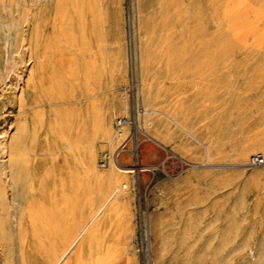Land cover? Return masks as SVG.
<instances>
[{
	"label": "rangeland",
	"instance_id": "1",
	"mask_svg": "<svg viewBox=\"0 0 264 264\" xmlns=\"http://www.w3.org/2000/svg\"><path fill=\"white\" fill-rule=\"evenodd\" d=\"M128 51L147 110L142 163L171 149L197 165L152 199L155 264L256 263L264 166L248 163L264 154V0H0V264H138L133 196L116 193L131 174L94 180L117 171L98 161L119 144ZM114 192L127 208L60 259ZM228 217L236 250L186 259L185 232L207 239Z\"/></svg>",
	"mask_w": 264,
	"mask_h": 264
},
{
	"label": "built area",
	"instance_id": "2",
	"mask_svg": "<svg viewBox=\"0 0 264 264\" xmlns=\"http://www.w3.org/2000/svg\"><path fill=\"white\" fill-rule=\"evenodd\" d=\"M134 64V55L128 51L127 82L123 88L127 101V113L116 117L113 121V130L119 144L112 155L104 154L99 159L98 166L106 168L110 162H113L120 167L130 168L132 182L124 183L117 192L129 191L133 196V246L138 264H155L151 232L152 199L162 194L161 185L164 182L184 175L197 165L171 149L166 150L164 156L153 164L142 163L143 139L141 137L146 138L148 135L143 124L145 109ZM124 153L131 161L127 166L120 163ZM248 166H264V154L252 155ZM143 174L146 175L145 179L142 178Z\"/></svg>",
	"mask_w": 264,
	"mask_h": 264
},
{
	"label": "bare ground",
	"instance_id": "3",
	"mask_svg": "<svg viewBox=\"0 0 264 264\" xmlns=\"http://www.w3.org/2000/svg\"><path fill=\"white\" fill-rule=\"evenodd\" d=\"M144 109H145V112H144V115H145L147 113V110H146V108H144ZM100 133L102 134V136H106L107 135V128L105 126H101L100 127ZM149 138L151 139L150 136H149ZM113 164L115 165L114 167L117 169V171H115V169H112L110 173H107L104 175L95 174L94 180H95V182L99 188L108 187L111 185L113 178L116 179L120 176V174L131 172L130 168L120 167L116 163H113ZM117 191H116V193H117ZM116 193L114 192L113 194H111L99 207L96 208L95 213L92 216V220L89 223V225L85 226L82 229L80 234L75 238V240L72 243H71V241L69 242V243H71V245L62 253L60 259H63V257L68 253V250L72 246L75 247V243L77 242V240L78 239L80 240L81 236L85 232L88 231V229H89L88 226L93 225V223L101 215H103L104 213L109 214L110 212H112L113 210H115L119 207H122V209L127 208V206H128L127 200L122 198V196L116 198ZM228 219H229V217H228ZM219 220H222V223L217 228L212 230V232L210 233V235L207 239L196 238V237H194L193 232H190V230L189 231L186 230L187 232H185V234L187 236L185 237V235H184L185 238L183 237L184 239L182 241L180 240L182 242V245L186 247V257H187L186 259L191 260V258H193L197 255L198 256H206V257L212 256V257L219 258V257H222L223 253L225 251H227L228 249H230V248L234 249L235 248L236 239H237V236H239L235 232L237 229L235 227L236 219L235 218H233L232 220H231V218L229 220H226V219L223 220L222 218L217 219V221H219ZM189 227L190 226H188V228ZM190 228H192V226ZM151 230H152V217H151ZM152 237H153V232H152ZM155 238H156V246L158 248L157 254H162V255L166 254L169 235L166 236V234L160 230L159 233L156 234ZM177 239L179 240V238H177ZM202 239H204V241H202ZM198 242H202V243L197 248H195L198 245ZM244 247H246V246H244ZM236 248L240 249L239 245ZM153 249H154V238H153ZM234 250H236V249H234ZM241 251H242V248H241ZM225 253L227 254L228 252H225ZM60 259L57 262H60ZM154 259L156 260V258H154ZM255 262H256L255 264H264V238L259 243L258 256L255 259Z\"/></svg>",
	"mask_w": 264,
	"mask_h": 264
}]
</instances>
